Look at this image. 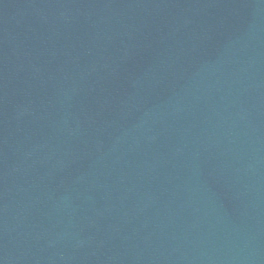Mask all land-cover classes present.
I'll use <instances>...</instances> for the list:
<instances>
[{"label": "water", "instance_id": "water-1", "mask_svg": "<svg viewBox=\"0 0 264 264\" xmlns=\"http://www.w3.org/2000/svg\"><path fill=\"white\" fill-rule=\"evenodd\" d=\"M0 264H264V0H0Z\"/></svg>", "mask_w": 264, "mask_h": 264}]
</instances>
